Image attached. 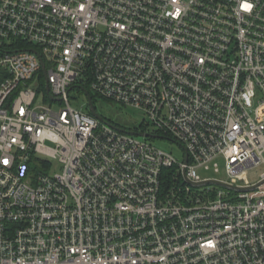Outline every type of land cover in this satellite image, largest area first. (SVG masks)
<instances>
[{
    "label": "built area",
    "instance_id": "1",
    "mask_svg": "<svg viewBox=\"0 0 264 264\" xmlns=\"http://www.w3.org/2000/svg\"><path fill=\"white\" fill-rule=\"evenodd\" d=\"M259 166L264 0H0V264H264Z\"/></svg>",
    "mask_w": 264,
    "mask_h": 264
},
{
    "label": "rangeland",
    "instance_id": "2",
    "mask_svg": "<svg viewBox=\"0 0 264 264\" xmlns=\"http://www.w3.org/2000/svg\"><path fill=\"white\" fill-rule=\"evenodd\" d=\"M93 95V106L95 110L104 117L105 120L119 124L121 126H124L125 128H138L142 127L147 129L148 131L152 132L154 128L147 123V117L141 110H138L136 108L132 107H125L123 105L118 104H111L109 101H107L105 98L100 97L92 93ZM69 101L70 104L73 107H77V109H82L86 112L89 111L87 98L84 95L83 92H81L78 89H71L69 91ZM45 102L47 104H51L54 107L60 106L58 103H52L49 99L44 98L40 99L39 97L36 98L35 104ZM139 139L144 140L147 139V141H150L151 144L155 145L158 148L164 149L166 151L171 152L176 158L181 159L183 149L182 147L175 142H172L167 139H162L158 137H149L144 138L137 136ZM219 166H220V172L216 173L212 170L209 171H203L200 170V174L202 176H213L218 178H225L224 170H223V164L222 161L219 160ZM264 171L263 166H259L256 169H252L248 172V179L249 181H255L259 174ZM261 190L264 191V185L260 187Z\"/></svg>",
    "mask_w": 264,
    "mask_h": 264
},
{
    "label": "water",
    "instance_id": "3",
    "mask_svg": "<svg viewBox=\"0 0 264 264\" xmlns=\"http://www.w3.org/2000/svg\"><path fill=\"white\" fill-rule=\"evenodd\" d=\"M42 65H43V64H42ZM45 90H46V92L48 93V85H46ZM84 92H85V94L87 95L88 105H89V109H90L91 113H92L96 118H98V119H100V120H102V121L107 122L106 120H104V117H102V116H101V115L95 110V108H94V106H93L92 99H91V97H90L88 91H87V90H84ZM107 123H108L111 127L115 128V129H118L119 131L127 132V133H129V134H131V135H136V136H140V137H158L157 135H153V134H151V133H148V131H147V132H141V131H136V130H130V129H125V128H120V127L116 126L115 124H113V123H111V122H107ZM263 181H264V180H263ZM263 181H262V182H263ZM262 182H261V183H262ZM215 183H217V184H219V185H225V186H227V184L222 183V182L219 183V181H215Z\"/></svg>",
    "mask_w": 264,
    "mask_h": 264
},
{
    "label": "trees",
    "instance_id": "4",
    "mask_svg": "<svg viewBox=\"0 0 264 264\" xmlns=\"http://www.w3.org/2000/svg\"><path fill=\"white\" fill-rule=\"evenodd\" d=\"M43 80V79H42ZM90 95H91V97H92V100H93V95L90 93ZM119 125V124H118ZM121 126V125H120ZM122 127H124V126H122ZM139 128H141V126L139 127ZM137 129V128H136ZM156 133H158V134H162V133H160V132H156ZM165 136V135H164Z\"/></svg>",
    "mask_w": 264,
    "mask_h": 264
}]
</instances>
